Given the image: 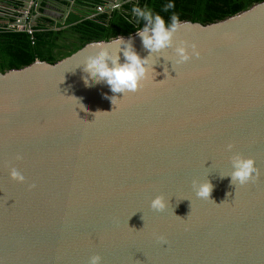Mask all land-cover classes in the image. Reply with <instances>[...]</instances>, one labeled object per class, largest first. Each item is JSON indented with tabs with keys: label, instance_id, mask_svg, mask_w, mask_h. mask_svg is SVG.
Segmentation results:
<instances>
[{
	"label": "water",
	"instance_id": "obj_1",
	"mask_svg": "<svg viewBox=\"0 0 264 264\" xmlns=\"http://www.w3.org/2000/svg\"><path fill=\"white\" fill-rule=\"evenodd\" d=\"M101 1L109 16L128 13L126 0ZM46 3L20 0L23 17L7 28H37ZM182 41L199 55L177 64ZM95 43L0 72V264H264V1L181 22L173 46L149 57L155 80L124 96L85 84ZM236 153L253 158L254 182L220 177ZM205 179L209 199L192 188ZM161 194L166 208L151 209Z\"/></svg>",
	"mask_w": 264,
	"mask_h": 264
},
{
	"label": "trees",
	"instance_id": "obj_2",
	"mask_svg": "<svg viewBox=\"0 0 264 264\" xmlns=\"http://www.w3.org/2000/svg\"><path fill=\"white\" fill-rule=\"evenodd\" d=\"M71 1H75L81 11L72 14L64 26H39L33 28L32 33L25 29L0 27V72L22 69L37 60L55 64L87 44L108 42L118 35L128 37L129 34H135L136 27L140 25L132 17L133 5L151 7L166 22L169 14L175 12L180 23L207 25L235 16L264 0H173L174 8L168 13L161 11V6L167 0H126L124 8L128 13L116 10L111 16L106 12H97L105 8L101 0Z\"/></svg>",
	"mask_w": 264,
	"mask_h": 264
},
{
	"label": "clouds",
	"instance_id": "obj_3",
	"mask_svg": "<svg viewBox=\"0 0 264 264\" xmlns=\"http://www.w3.org/2000/svg\"><path fill=\"white\" fill-rule=\"evenodd\" d=\"M173 8V0H167L161 6V11L168 13ZM131 13L136 24L140 25L136 27L135 35L140 38L141 46L148 54L141 56L137 52L132 42L131 34L127 38L123 35H118L115 38L118 42V47L115 50L109 47L111 41H98L93 45L95 50L88 54L82 64L83 72L87 74L83 76L86 85L90 86L93 83L103 82L108 85L112 93H123L124 96L125 93L137 91L150 75L155 80L158 73L153 67L154 64L150 63L149 57L153 53H159L173 46L174 34L180 27L178 15L175 12H171L166 22L164 17L160 13L154 12L151 7H140L137 5L132 6ZM190 47L192 48V53H189L183 41L175 46V63L179 64L187 61L190 55H199L195 44ZM110 99L114 105V101L118 97L112 95ZM84 108H86V105H84ZM226 147L231 150L233 145L229 143ZM230 162V172L226 175L219 174L221 178L230 177V183L235 186L254 182L257 179L259 171L253 158L244 157L236 153L231 156ZM9 175L17 181H23L24 179L23 175L15 168L10 170ZM192 188L196 197L209 199L213 185L207 179L203 181L193 180ZM167 204L168 200L162 194L156 195L150 201L151 209L156 211L164 210ZM100 262L101 257L99 255H92L88 260V264H100Z\"/></svg>",
	"mask_w": 264,
	"mask_h": 264
},
{
	"label": "flooded vegetation",
	"instance_id": "obj_4",
	"mask_svg": "<svg viewBox=\"0 0 264 264\" xmlns=\"http://www.w3.org/2000/svg\"><path fill=\"white\" fill-rule=\"evenodd\" d=\"M70 3V14L67 19L74 14L75 12L79 14L81 11L80 7H78L75 1L69 0ZM57 5L53 6L50 0H47L46 4H43V13H45V17L43 16L37 23L39 26H45L47 28H56L59 24L58 22L61 21L66 13V7L69 6L68 4L61 3L56 1ZM126 4V3H125ZM21 5L20 0H0V27H8L9 22L16 21L18 18L23 17V12H21ZM88 8H85V10ZM32 12V10H31ZM99 12V9L97 10ZM100 12H106V8H103ZM32 14V13H31ZM34 15H36L34 13ZM33 16V15H32ZM32 18V17H31ZM29 18V20L31 19ZM66 19V21H67ZM38 26V27H39ZM61 26V25H59Z\"/></svg>",
	"mask_w": 264,
	"mask_h": 264
},
{
	"label": "crops",
	"instance_id": "obj_5",
	"mask_svg": "<svg viewBox=\"0 0 264 264\" xmlns=\"http://www.w3.org/2000/svg\"><path fill=\"white\" fill-rule=\"evenodd\" d=\"M50 1H51V3H53V6H54V5H57V4H56V3H57L56 0H50ZM75 13H76V12H75ZM76 14H77V13H76Z\"/></svg>",
	"mask_w": 264,
	"mask_h": 264
},
{
	"label": "built area",
	"instance_id": "obj_6",
	"mask_svg": "<svg viewBox=\"0 0 264 264\" xmlns=\"http://www.w3.org/2000/svg\"><path fill=\"white\" fill-rule=\"evenodd\" d=\"M101 10H102V9L100 8V9H99V12H100ZM20 30H22V29H20ZM28 31H29V33H32V31H31V30H28Z\"/></svg>",
	"mask_w": 264,
	"mask_h": 264
}]
</instances>
